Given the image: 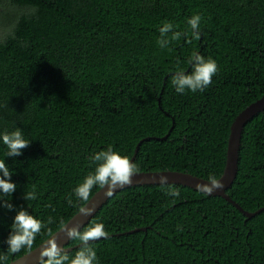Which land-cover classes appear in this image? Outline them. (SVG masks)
I'll use <instances>...</instances> for the list:
<instances>
[{"label":"trees","instance_id":"trees-1","mask_svg":"<svg viewBox=\"0 0 264 264\" xmlns=\"http://www.w3.org/2000/svg\"><path fill=\"white\" fill-rule=\"evenodd\" d=\"M196 14L199 40L187 23ZM165 21L186 35L169 32L161 48ZM193 52L219 71L205 90L177 93L172 76L191 72ZM263 94L264 0H0V136L19 128L30 141L7 157L0 139L16 184L4 197L14 208L0 206V254L21 208L45 224L32 248L61 227L85 203L74 190L95 171L90 157L109 146L130 158L141 138L172 127L141 142L139 170L218 178L233 119ZM168 183L179 197L159 183L130 185L80 228L108 232L89 242L96 264H264V209L247 217L221 195ZM33 186L37 198L25 200ZM227 193L247 210L264 206V109L243 127ZM136 227L146 229L129 232ZM79 243L66 244L70 259Z\"/></svg>","mask_w":264,"mask_h":264},{"label":"clouds","instance_id":"clouds-1","mask_svg":"<svg viewBox=\"0 0 264 264\" xmlns=\"http://www.w3.org/2000/svg\"><path fill=\"white\" fill-rule=\"evenodd\" d=\"M201 20L202 17L196 14L187 21L191 28L192 39L199 40L201 38ZM174 27L178 26H174L171 22L165 21L159 28L160 37L157 39V44L161 48H165L166 40L162 38L166 37L169 32L172 33L170 37L171 41H179L182 35H186V33L173 31ZM188 42L190 43L191 40ZM188 63L192 68L190 73L186 74L184 69L178 67L172 76L171 83L177 93H184L186 89L193 93L205 90L211 84L212 77L219 71L216 60L211 57L205 59L197 52L192 53ZM0 139H2L3 144L8 149L6 153L7 157L20 156L22 150L30 144V141L24 138L23 132L19 128L12 132H5L0 136ZM90 159L97 164L94 173L86 176L84 181L74 190L77 199L85 202L89 201L93 187L99 186L103 189L106 188L104 192L105 197H111L115 189L131 184L133 177L140 171L138 166L129 157L120 155L111 146L106 150L95 153ZM0 174H2L0 175V201L3 202L0 206L12 210L14 205L9 200L4 199V197H11V194L16 190V184L11 181L13 173L6 165L5 160H0ZM159 184L162 187L166 186L167 195L173 197L180 196L179 189L169 185L167 176L163 174L159 175ZM223 187L224 185L221 181L217 180L214 176L209 177L208 183L197 185L198 189L208 194ZM36 198L37 194L33 186V190L27 192L24 195V199L35 200ZM68 204L73 205L71 197L68 198ZM93 211L94 208L91 207L81 206L79 208V213L83 216H90ZM51 222L52 218L50 217L48 223ZM44 227L45 224L29 214L27 209L21 208L18 210L6 240L8 250L6 253L0 254V262L6 264L9 254L14 255L25 248L31 249L36 236L41 233ZM61 231L65 233L69 240H79L81 242V246L74 258L70 259L68 252L61 248L55 236H52L39 248V264H96L97 254L89 242L97 241L100 238H108V232L102 223L92 224L81 231L78 226L67 227L61 220ZM49 233H51V230H49Z\"/></svg>","mask_w":264,"mask_h":264},{"label":"water","instance_id":"water-1","mask_svg":"<svg viewBox=\"0 0 264 264\" xmlns=\"http://www.w3.org/2000/svg\"><path fill=\"white\" fill-rule=\"evenodd\" d=\"M160 103V99H159ZM264 109V94L256 99L255 101L248 104L245 108H243L233 119L230 125V133L228 137V146H227V156L226 163L221 175L216 178L220 180L224 185L221 189H216L210 194L221 195L230 201L234 206H236L244 215L247 217H251L256 213L260 212L264 209V206L256 209L255 211H250L242 207V205L237 202L234 198H232L228 193L227 189L232 184L233 180L236 177L238 170V159H239V149H240V140L242 135V130L245 123L252 118L255 114H257L260 110ZM168 113V112H167ZM172 128V127H171ZM170 128V130H171ZM170 130L163 136H145L141 138L134 149V153L130 157V160H133L136 157V154L139 150L140 144L143 140L149 138L156 139H164L168 136ZM165 175L168 178V182L172 183H181L183 185H187L197 188L198 184H205L209 182L208 178L193 174L188 171L181 170H171V169H163V170H140L137 175L133 177V182L129 185H125L124 187L136 184H148V183H159V175ZM122 187V188H124ZM122 188L115 189L114 193ZM106 188H98L89 198L88 202H85L82 206L94 208L93 213L90 216H83L79 213V209L64 223L67 227L71 228L73 226H78L79 229L88 222L91 216L107 201L109 197H105L104 192ZM200 190V189H199ZM203 191V190H201ZM204 192V191H203ZM113 193V194H114ZM206 193V192H205ZM208 194V193H207ZM146 227H136L129 232L137 231V230H145ZM52 236H55L58 245L64 250H71L73 246H66L69 242V239L66 237L65 233L61 231V227L55 230L51 235H49L45 240L39 243L34 248L29 251L23 253L22 255L13 258L7 264H38L39 263V248L45 244ZM81 244V243H79Z\"/></svg>","mask_w":264,"mask_h":264}]
</instances>
